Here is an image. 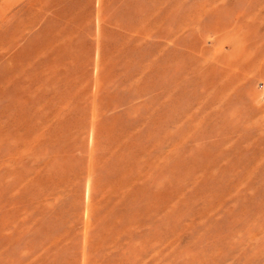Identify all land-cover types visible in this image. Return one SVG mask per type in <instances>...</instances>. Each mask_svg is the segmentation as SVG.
<instances>
[{"label": "rangeland", "instance_id": "374dc122", "mask_svg": "<svg viewBox=\"0 0 264 264\" xmlns=\"http://www.w3.org/2000/svg\"><path fill=\"white\" fill-rule=\"evenodd\" d=\"M0 264H264V0H0Z\"/></svg>", "mask_w": 264, "mask_h": 264}, {"label": "bare ground", "instance_id": "6f19581e", "mask_svg": "<svg viewBox=\"0 0 264 264\" xmlns=\"http://www.w3.org/2000/svg\"><path fill=\"white\" fill-rule=\"evenodd\" d=\"M3 1V0H2ZM6 1V0H5ZM220 47V46H219Z\"/></svg>", "mask_w": 264, "mask_h": 264}]
</instances>
